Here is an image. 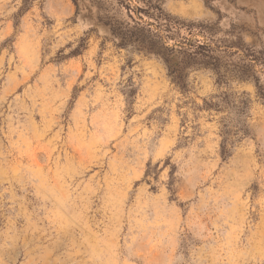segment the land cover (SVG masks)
I'll use <instances>...</instances> for the list:
<instances>
[{
    "label": "rangeland",
    "instance_id": "rangeland-1",
    "mask_svg": "<svg viewBox=\"0 0 264 264\" xmlns=\"http://www.w3.org/2000/svg\"><path fill=\"white\" fill-rule=\"evenodd\" d=\"M258 88L264 0H0V264H264Z\"/></svg>",
    "mask_w": 264,
    "mask_h": 264
},
{
    "label": "trees",
    "instance_id": "trees-1",
    "mask_svg": "<svg viewBox=\"0 0 264 264\" xmlns=\"http://www.w3.org/2000/svg\"><path fill=\"white\" fill-rule=\"evenodd\" d=\"M145 27V26H143ZM167 28L165 30H170V27L167 25ZM151 37V36H149ZM155 37V38H154ZM161 36L159 34H155L153 37H151V44L156 45L159 44L161 45L160 47L163 48L162 42H161ZM189 46L190 49H178L180 53L183 54L184 57L181 58V60L177 64H171L170 59L168 57H162L165 64L166 68L168 71V75L170 76L172 82L177 85L180 89H185L184 88V78L185 74L183 73L185 70L194 68V67H203V68H212L214 71H218V63L216 58L213 57L212 55V50L204 44H199L197 41L194 43H190V40L184 41L183 45H179L180 47H184L185 45ZM175 49V44L172 46L171 50ZM152 50V49H150ZM236 78L239 80L246 79L243 75H238ZM223 78H218L217 82L220 84L221 82H226L222 81ZM244 94V93H242ZM258 94L264 100V93L258 88ZM225 97L221 99L220 102H213L212 100H205L203 108L206 109H214L215 111H227L228 113L235 109V113L237 117L243 116L248 113L249 109V99L244 98L241 95L237 96L235 93L232 94H224ZM227 117H223L221 122V130L220 134L222 136V140L220 142V155L222 158H225L229 155V151L227 149V145L232 143V140L229 139L231 134H241V135H247L248 134V125L244 121L241 123V125L236 126L235 130H231L228 127Z\"/></svg>",
    "mask_w": 264,
    "mask_h": 264
}]
</instances>
